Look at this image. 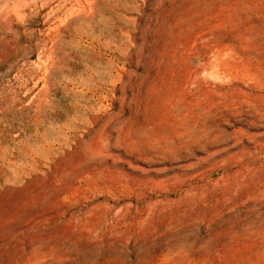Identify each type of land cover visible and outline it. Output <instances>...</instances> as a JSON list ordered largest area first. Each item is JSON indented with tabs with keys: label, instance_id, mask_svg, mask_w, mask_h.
<instances>
[{
	"label": "rangeland",
	"instance_id": "1",
	"mask_svg": "<svg viewBox=\"0 0 264 264\" xmlns=\"http://www.w3.org/2000/svg\"><path fill=\"white\" fill-rule=\"evenodd\" d=\"M0 264H264V0H0Z\"/></svg>",
	"mask_w": 264,
	"mask_h": 264
}]
</instances>
